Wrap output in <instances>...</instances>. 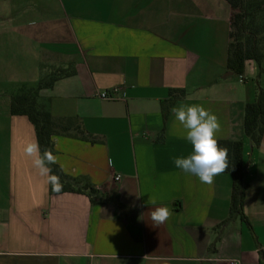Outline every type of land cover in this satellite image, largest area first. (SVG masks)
Returning <instances> with one entry per match:
<instances>
[{"label": "crops", "instance_id": "crops-1", "mask_svg": "<svg viewBox=\"0 0 264 264\" xmlns=\"http://www.w3.org/2000/svg\"><path fill=\"white\" fill-rule=\"evenodd\" d=\"M232 11L226 0H0V264H264V133L253 147L243 132L264 60L226 68ZM69 66L38 101L94 139L53 135L51 153L92 196L49 190L24 153L35 127L10 110L19 86ZM173 89L184 96L163 119ZM181 104L214 113L218 139L242 141L240 213L229 214V173L209 185L175 167L192 151L172 113Z\"/></svg>", "mask_w": 264, "mask_h": 264}, {"label": "trees", "instance_id": "trees-1", "mask_svg": "<svg viewBox=\"0 0 264 264\" xmlns=\"http://www.w3.org/2000/svg\"><path fill=\"white\" fill-rule=\"evenodd\" d=\"M231 8L229 30V45L227 47L226 68L236 75H241L243 65L247 60H255L260 64L264 60V2L262 0H226ZM75 74L73 67L61 68L52 71L40 78L35 85L19 86L10 96L11 114L26 116L35 127L36 140L40 154L51 152L53 135L70 134V130L79 132V138L94 142V139L85 134L80 124L73 118L59 122L52 117L45 104L38 101L40 91L53 86L60 78ZM184 96L182 89L170 91L169 98L162 105L163 119L168 115L173 101ZM243 132L253 147H257L264 133V89L259 88L255 100L244 105ZM77 136V135H74ZM218 145L228 150L227 167L222 173H229L232 179L230 192L229 214L240 213L244 192L247 184L246 168L243 162V143L229 139H218ZM51 175L59 178L62 184L60 192H86L89 196L97 195L98 190L89 183L87 178L71 177L64 173L57 164L49 165ZM80 181H85L80 184ZM49 190L52 191L51 185ZM55 193V192H53Z\"/></svg>", "mask_w": 264, "mask_h": 264}, {"label": "clouds", "instance_id": "clouds-1", "mask_svg": "<svg viewBox=\"0 0 264 264\" xmlns=\"http://www.w3.org/2000/svg\"><path fill=\"white\" fill-rule=\"evenodd\" d=\"M172 113L174 121H178L184 130L181 138L189 142L192 147L188 156L174 158L175 167L196 176L201 183L210 185L213 177L224 172L227 167L228 150L218 145L217 133L220 129L218 117L197 104H181L174 107ZM24 153L33 157L32 162L38 169L39 175L47 177L52 191L59 193L62 184L57 176L50 174L49 165L56 163L51 152L45 151L41 155L38 143L33 141L26 145ZM169 215L166 206L157 207L152 211L151 218L155 223L160 224L165 222ZM233 264L239 262L233 259Z\"/></svg>", "mask_w": 264, "mask_h": 264}, {"label": "built area", "instance_id": "built-area-1", "mask_svg": "<svg viewBox=\"0 0 264 264\" xmlns=\"http://www.w3.org/2000/svg\"><path fill=\"white\" fill-rule=\"evenodd\" d=\"M118 90H119V87L118 86H114L111 89L109 88L107 90H103V91L98 92L97 96L100 99H107V98L112 99V98L115 97V94L118 92ZM119 177H120V175L117 174V175H115L114 179L118 180ZM229 264H233V262H230Z\"/></svg>", "mask_w": 264, "mask_h": 264}]
</instances>
